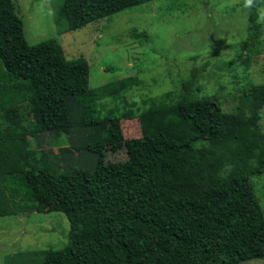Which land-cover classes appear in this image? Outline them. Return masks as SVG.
<instances>
[{
  "label": "trees",
  "instance_id": "obj_1",
  "mask_svg": "<svg viewBox=\"0 0 264 264\" xmlns=\"http://www.w3.org/2000/svg\"><path fill=\"white\" fill-rule=\"evenodd\" d=\"M150 1L60 0L57 19L77 30ZM263 5L251 0L246 69L264 50ZM89 74L87 59H69L56 38L30 44L17 2L0 0V217L62 212L70 223L62 248L18 253L5 264L36 256L39 264L264 258V209L254 184L264 175V83L246 77L229 111L219 95L202 93L192 72L178 90L152 98L166 107L139 113L141 137L125 138L128 106L118 115L122 107L102 99L113 84L91 88ZM133 79L118 86L121 97ZM30 131L52 136L59 153L35 147ZM107 144L124 146L126 160L106 162Z\"/></svg>",
  "mask_w": 264,
  "mask_h": 264
},
{
  "label": "rangeland",
  "instance_id": "obj_2",
  "mask_svg": "<svg viewBox=\"0 0 264 264\" xmlns=\"http://www.w3.org/2000/svg\"><path fill=\"white\" fill-rule=\"evenodd\" d=\"M15 1L30 44L56 38L69 59H87L91 88L113 84L104 88L102 99L122 107L118 115L128 106L122 120L125 138L141 137L139 113L166 107L152 98L178 90L192 72L198 74L202 93L219 95L229 111L235 109L246 77L247 82L264 83V50L248 69L243 64L246 55L242 43L248 39L251 0H151L77 30H68L66 20L57 19L60 0ZM259 20L264 31V5L259 9ZM142 32L146 35L138 37L136 33ZM128 78H134L135 83L125 92L127 97H121L119 87L127 85L124 79ZM28 138L35 147L53 154L61 148L49 134L41 138L30 131ZM126 158L124 146L106 145V162ZM76 159L85 160L81 156ZM254 184L264 209V175L255 177ZM69 229V220L62 212L0 217V264L14 262L18 253L62 248ZM39 263L37 256L26 262ZM241 264H264V258Z\"/></svg>",
  "mask_w": 264,
  "mask_h": 264
}]
</instances>
